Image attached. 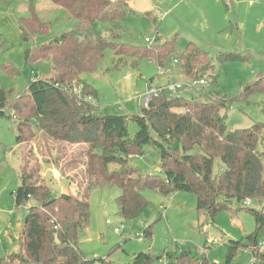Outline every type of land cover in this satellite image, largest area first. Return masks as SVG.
<instances>
[{
    "label": "trees",
    "instance_id": "trees-1",
    "mask_svg": "<svg viewBox=\"0 0 264 264\" xmlns=\"http://www.w3.org/2000/svg\"><path fill=\"white\" fill-rule=\"evenodd\" d=\"M16 1L20 0H0V9ZM51 1L63 10L70 28L53 32L51 25L36 14L22 17L18 28L25 41H29V34L42 40V44L25 51V59L29 63L50 59L51 76L31 82L17 97L13 96L15 89L0 87V120L14 119L18 146L34 143L41 133L60 144H88L87 193L84 199L55 196L39 170L30 169L24 160L21 184L13 193L16 208H26L21 252L0 256V264H95L81 249L91 222V204L86 197L92 189L107 185L121 190L117 204L125 220L140 217L150 206L142 194L145 189L166 196L180 191L195 194L197 211L212 223L234 203L242 206L254 216L256 229L241 240L229 242L225 264H233L243 250L256 259L252 264H259V260L264 264V252H260L264 245V123L231 131L226 122V112L235 104L250 103L253 95H264V75L260 74L238 96L228 98L212 71L217 61L224 65L240 57L224 52L215 62L208 52L190 42L178 54L171 73L174 76L168 82L175 76L190 82L211 77L212 83L200 87L207 94L206 101L181 94L168 97L162 92L148 108H141L139 115H103L93 101L98 97L96 89L83 77L99 69L106 52L111 50L117 57L113 69L128 62L137 68L143 61L163 68L176 53L175 42L157 46L122 43L123 21L133 14L125 0ZM3 70L11 78L20 74L17 68L13 73L8 71V65ZM154 79L147 84L153 85ZM130 121L138 126L133 138L128 133ZM146 146L160 154L161 163L159 171L143 175L129 166L128 158L144 155ZM113 165L119 170L111 172ZM247 201L259 204L260 210L245 207ZM152 238V227H148L143 240ZM165 257L167 264H211L206 257L198 261L189 250ZM162 258L139 253L132 264H155ZM102 264L109 263L102 260Z\"/></svg>",
    "mask_w": 264,
    "mask_h": 264
},
{
    "label": "rangeland",
    "instance_id": "rangeland-1",
    "mask_svg": "<svg viewBox=\"0 0 264 264\" xmlns=\"http://www.w3.org/2000/svg\"><path fill=\"white\" fill-rule=\"evenodd\" d=\"M125 1L133 14L123 21L125 33L121 42L135 46H157L174 41L176 53L163 68L143 61L137 68L128 62L113 69L117 57L113 51H107L99 69L83 77L98 93L97 99L92 100L100 108L101 114L118 111L119 106L130 115H139L142 107L136 99L137 95L146 91L150 79L155 78L153 86H158L164 84L171 75L174 76L171 73L175 69V60L190 42L208 52L215 62L216 56L224 52L240 57L236 60L231 58L224 65L217 61L212 71V76L219 78L220 90L228 98L238 96L260 74L264 75V0ZM62 11L51 0H20L0 9V87L15 89L14 97L25 91L31 82L51 76L50 59L36 63L26 61L25 51L42 44V40L31 34L29 41L23 40L18 31L20 19L36 14L51 25L53 32L67 30L70 20L62 15ZM164 14L166 16L163 17ZM146 38L151 42L147 43ZM4 65H8V71L12 73L17 68L19 76L9 77L3 70ZM174 79L177 82L185 81L177 76ZM179 94L189 99H207V94L200 91V87L195 91L167 93V96ZM249 102L235 104L227 110L229 130L249 129L255 124L264 123V95H253ZM13 120H0L2 257L21 252L26 208H16L13 193L21 184L24 160L30 164V169L39 170L55 196L67 194L84 199L88 185V144H60L41 133L34 143L18 146ZM137 131L136 122L130 121L129 136L133 138ZM176 147L181 149L179 143H176ZM258 150H261V145ZM144 151V155L130 156L128 164L143 175L154 174L160 167V154L151 146L144 147ZM109 170L118 171L119 167L113 165ZM56 172L66 180L57 181L54 178ZM121 194L118 187L107 185L92 189L86 197L91 204V222L81 240V249L88 260H95V264H102V260L109 264H132L135 254L149 253L153 257L164 258L168 253L185 250L191 251L200 262L206 257L211 264H225L229 242L241 240L256 229L254 216L236 203L231 206V210L221 212L215 223H212L207 215L197 211L198 197L181 191L166 196L159 191L145 189L142 194L150 206L140 217L125 220L119 215L117 204ZM244 205L260 210L259 204L255 202ZM121 226V233H115V229ZM148 227H152L153 238L140 241ZM208 239H216L219 243L204 253L202 249ZM260 252H264V245ZM163 258L155 264H164ZM252 262L256 263L252 253L243 250L233 264ZM257 263L261 264L260 260Z\"/></svg>",
    "mask_w": 264,
    "mask_h": 264
},
{
    "label": "built area",
    "instance_id": "built-area-1",
    "mask_svg": "<svg viewBox=\"0 0 264 264\" xmlns=\"http://www.w3.org/2000/svg\"><path fill=\"white\" fill-rule=\"evenodd\" d=\"M166 16V14L163 15V17ZM146 42L150 43L151 40L146 38ZM177 61H175L176 63ZM162 74H164L162 72ZM210 83H212V79H202L199 82H190V81H181V82H177V81H170L167 84H165L164 86H153V85H149L147 84V89L143 94L137 95L136 99L138 100L140 106L142 108H148L151 101L158 97L162 92H166V93H175V92H179L181 90H190V91H195L197 90L198 87H206L208 86ZM76 92H78L77 90H75ZM250 201H247L245 204H250ZM109 223V222H108ZM123 229V226H121L120 228H116L115 229V233H121ZM143 239H140V241ZM219 242L214 239H208L206 241V245L205 247L202 249V251L204 253H206L208 251L209 247H214L218 244ZM166 257L163 258L164 260V264H167L166 261ZM253 261H255V258H253ZM253 263V262H252Z\"/></svg>",
    "mask_w": 264,
    "mask_h": 264
},
{
    "label": "crops",
    "instance_id": "crops-1",
    "mask_svg": "<svg viewBox=\"0 0 264 264\" xmlns=\"http://www.w3.org/2000/svg\"><path fill=\"white\" fill-rule=\"evenodd\" d=\"M171 78H167L166 82L164 84H160L158 86H163L165 85ZM153 84V83H152ZM154 85V84H153ZM147 87V85H146ZM140 95V94H139ZM116 107V106H115ZM118 108V111H114V110H111L110 112H107V113H111V114H128V112L125 111L124 108H121V107H117ZM58 172H56V174L54 175V178L59 181V182H62L63 180H66L65 178H61L58 174ZM61 178V179H60Z\"/></svg>",
    "mask_w": 264,
    "mask_h": 264
},
{
    "label": "water",
    "instance_id": "water-1",
    "mask_svg": "<svg viewBox=\"0 0 264 264\" xmlns=\"http://www.w3.org/2000/svg\"><path fill=\"white\" fill-rule=\"evenodd\" d=\"M160 169H158V171H159Z\"/></svg>",
    "mask_w": 264,
    "mask_h": 264
}]
</instances>
